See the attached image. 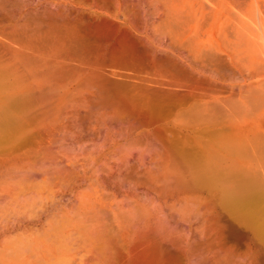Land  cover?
Wrapping results in <instances>:
<instances>
[{"label": "rangeland", "instance_id": "1", "mask_svg": "<svg viewBox=\"0 0 264 264\" xmlns=\"http://www.w3.org/2000/svg\"><path fill=\"white\" fill-rule=\"evenodd\" d=\"M110 2L0 0V264H264L200 177L264 181V0Z\"/></svg>", "mask_w": 264, "mask_h": 264}, {"label": "bare ground", "instance_id": "2", "mask_svg": "<svg viewBox=\"0 0 264 264\" xmlns=\"http://www.w3.org/2000/svg\"><path fill=\"white\" fill-rule=\"evenodd\" d=\"M87 19L90 21H88V24L91 27L101 32H105L108 35L118 33L119 47L134 49V47L137 45V41L135 37L131 35V33L117 31L110 25L98 22L90 16H88ZM120 72L121 71H118V73ZM6 120L7 117L6 119L3 117V123H5ZM203 168V176L200 177H202L204 179L203 181H206L210 187H213L214 189L219 188L220 200L222 205H224V208H227L228 212L241 220L242 225H250L260 240L264 241V181L248 178L243 180L239 186L233 188L229 186L227 182H225L227 181L226 179H228V177L221 175L219 170L215 168L210 160L206 159L204 161Z\"/></svg>", "mask_w": 264, "mask_h": 264}, {"label": "water", "instance_id": "3", "mask_svg": "<svg viewBox=\"0 0 264 264\" xmlns=\"http://www.w3.org/2000/svg\"><path fill=\"white\" fill-rule=\"evenodd\" d=\"M82 2L88 4L89 11L88 16L93 17L96 21L106 23L117 31L131 33L133 37L134 34L127 24V22H120L115 18L118 17V11L115 6L110 2V0H102L98 10H94L92 7V0H81ZM250 226V225H246ZM251 227V226H250ZM252 228V227H251Z\"/></svg>", "mask_w": 264, "mask_h": 264}]
</instances>
